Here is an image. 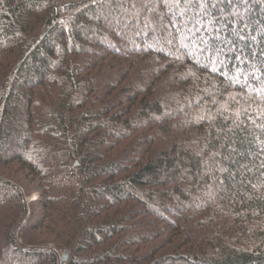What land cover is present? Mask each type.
Masks as SVG:
<instances>
[{
    "label": "trees",
    "instance_id": "16d2710c",
    "mask_svg": "<svg viewBox=\"0 0 264 264\" xmlns=\"http://www.w3.org/2000/svg\"><path fill=\"white\" fill-rule=\"evenodd\" d=\"M64 252L264 264V0H0V264Z\"/></svg>",
    "mask_w": 264,
    "mask_h": 264
},
{
    "label": "water",
    "instance_id": "95a60500",
    "mask_svg": "<svg viewBox=\"0 0 264 264\" xmlns=\"http://www.w3.org/2000/svg\"><path fill=\"white\" fill-rule=\"evenodd\" d=\"M66 259H67V253L64 252V253L60 256L61 264H65Z\"/></svg>",
    "mask_w": 264,
    "mask_h": 264
},
{
    "label": "rangeland",
    "instance_id": "374dc122",
    "mask_svg": "<svg viewBox=\"0 0 264 264\" xmlns=\"http://www.w3.org/2000/svg\"><path fill=\"white\" fill-rule=\"evenodd\" d=\"M29 198H30V199H35V198H36V195H35V194H31V195L29 196ZM30 199H29V200H30ZM62 254H63V253H62ZM62 254H61V255H62Z\"/></svg>",
    "mask_w": 264,
    "mask_h": 264
}]
</instances>
